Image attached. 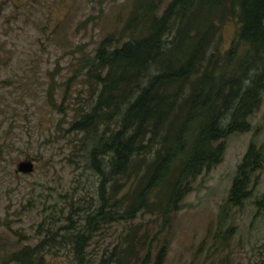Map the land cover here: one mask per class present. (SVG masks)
I'll return each mask as SVG.
<instances>
[{"label":"trees","instance_id":"trees-1","mask_svg":"<svg viewBox=\"0 0 264 264\" xmlns=\"http://www.w3.org/2000/svg\"><path fill=\"white\" fill-rule=\"evenodd\" d=\"M162 3L131 0L121 27L82 57L72 77H82L88 99L73 108L68 130L83 137L79 152L98 177V205L86 212L83 226L66 225L58 233L70 247L69 264H149L158 232L147 242L148 231L139 233L142 225L133 222L150 215L168 224L194 179L222 160L224 139L249 132V118L260 107L264 0ZM229 20L237 28L223 52L220 31ZM263 166L264 140L259 145L251 139L219 209L218 234L226 239L234 231L228 226L223 233L222 227L251 198ZM254 204L264 208V197ZM99 219L129 225L110 252L89 257L85 250L95 230L89 227ZM56 235L21 247L9 260L56 264L46 250ZM167 250L164 240L154 264L163 263Z\"/></svg>","mask_w":264,"mask_h":264},{"label":"rangeland","instance_id":"rangeland-1","mask_svg":"<svg viewBox=\"0 0 264 264\" xmlns=\"http://www.w3.org/2000/svg\"><path fill=\"white\" fill-rule=\"evenodd\" d=\"M130 8L131 0H0V264H17L11 253L53 232L57 240L47 246V258L69 264L70 247L58 233L66 225L83 226L86 212L98 205V177L79 152L83 137L68 130L73 108L88 99L82 77H72L82 57L121 27ZM236 28L234 20L222 25L221 51L230 49ZM249 121V132L224 139L222 160L194 179L168 224L150 215L133 222L142 225L139 233L148 231L147 242L158 232L149 264L164 240L162 264H264V208L254 204L264 197V166L251 198L232 210L221 229L230 226L233 235L222 238L217 227L248 143L264 140V92ZM22 161H31L33 170L17 172ZM128 225L99 219L90 226L89 257L110 252Z\"/></svg>","mask_w":264,"mask_h":264},{"label":"water","instance_id":"water-1","mask_svg":"<svg viewBox=\"0 0 264 264\" xmlns=\"http://www.w3.org/2000/svg\"><path fill=\"white\" fill-rule=\"evenodd\" d=\"M34 165L31 161H22L17 165V172L29 173L33 170Z\"/></svg>","mask_w":264,"mask_h":264}]
</instances>
